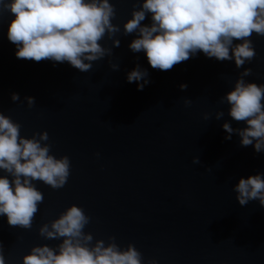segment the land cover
Segmentation results:
<instances>
[{
  "label": "water",
  "instance_id": "water-1",
  "mask_svg": "<svg viewBox=\"0 0 264 264\" xmlns=\"http://www.w3.org/2000/svg\"><path fill=\"white\" fill-rule=\"evenodd\" d=\"M111 2L120 30L99 41L108 51L88 71L17 57L6 35L10 14L0 13V111L20 123V135L46 130L41 143L70 160L63 186L33 181L43 200L31 227L0 215L5 264H23L34 245L55 248L63 238L39 229L72 204L90 217L83 229L93 236L89 243L112 236L121 247L132 243L143 264H264V205L240 204L233 187L241 176L264 173V151L242 145L235 131L227 139L222 127L226 121L244 126L223 100L243 69L252 70L246 81L264 83V35L253 32L256 54L240 67L199 51L161 70L143 50L128 47L135 33L123 30L141 0ZM150 22L146 16L141 23ZM136 65L148 70L142 89L126 78ZM27 96L34 97L31 106Z\"/></svg>",
  "mask_w": 264,
  "mask_h": 264
},
{
  "label": "clouds",
  "instance_id": "clouds-1",
  "mask_svg": "<svg viewBox=\"0 0 264 264\" xmlns=\"http://www.w3.org/2000/svg\"><path fill=\"white\" fill-rule=\"evenodd\" d=\"M4 11L10 14L6 35L16 46L17 57L67 61L81 71H88L91 62L108 51L99 42L105 34L120 30L112 22L116 10L111 0H0V13ZM146 16L151 22L141 23ZM123 30L135 33L128 47L134 52L143 50L150 66L161 70L199 51L218 60H233L240 67L256 54L250 39L253 32L264 35V0H141L123 23ZM113 44L118 46L120 40ZM251 71L244 68L223 96L228 115L243 121L244 126L233 128L226 121L222 127L227 139L235 131L242 145L251 144L260 152L264 151V83L246 81ZM147 77L148 70L140 65L126 74L138 89L149 83ZM11 98L18 100L19 94L13 92ZM26 99L29 106L34 103V97ZM20 127L0 111V169L7 173L0 174V215L9 224L28 228L43 200L33 181L39 179L53 188L63 186L70 160L67 155L57 157L49 144L41 143L48 140L46 130L25 137L20 135ZM193 161L198 163V157ZM233 187L240 204L258 199L264 205V173L241 176ZM89 220L82 207L68 206L50 227L43 224L39 229L49 238L62 237V241L55 248L34 245L23 256V264H143L142 253L132 243L121 247L113 236L109 242L97 239L89 243L93 236L83 231ZM0 264H5L2 252ZM151 264L158 261L153 259Z\"/></svg>",
  "mask_w": 264,
  "mask_h": 264
}]
</instances>
